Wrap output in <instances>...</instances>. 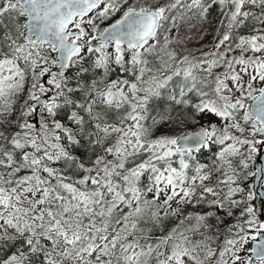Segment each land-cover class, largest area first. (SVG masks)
I'll list each match as a JSON object with an SVG mask.
<instances>
[{"label": "snow or ice", "instance_id": "snow-or-ice-1", "mask_svg": "<svg viewBox=\"0 0 264 264\" xmlns=\"http://www.w3.org/2000/svg\"><path fill=\"white\" fill-rule=\"evenodd\" d=\"M0 264H264V0H0Z\"/></svg>", "mask_w": 264, "mask_h": 264}, {"label": "trees", "instance_id": "trees-1", "mask_svg": "<svg viewBox=\"0 0 264 264\" xmlns=\"http://www.w3.org/2000/svg\"><path fill=\"white\" fill-rule=\"evenodd\" d=\"M211 40V36H208L205 38V41H203L204 43H207L208 41ZM194 47H198V45H193Z\"/></svg>", "mask_w": 264, "mask_h": 264}]
</instances>
